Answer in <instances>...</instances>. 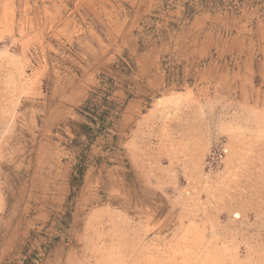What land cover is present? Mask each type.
Here are the masks:
<instances>
[{
    "label": "rangeland",
    "instance_id": "obj_1",
    "mask_svg": "<svg viewBox=\"0 0 264 264\" xmlns=\"http://www.w3.org/2000/svg\"><path fill=\"white\" fill-rule=\"evenodd\" d=\"M0 264H264V0H0Z\"/></svg>",
    "mask_w": 264,
    "mask_h": 264
}]
</instances>
